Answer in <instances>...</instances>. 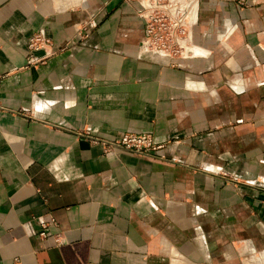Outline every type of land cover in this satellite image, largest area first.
Returning a JSON list of instances; mask_svg holds the SVG:
<instances>
[{
    "label": "crops",
    "instance_id": "obj_1",
    "mask_svg": "<svg viewBox=\"0 0 264 264\" xmlns=\"http://www.w3.org/2000/svg\"><path fill=\"white\" fill-rule=\"evenodd\" d=\"M142 34L129 0H0V264H264V0H199L176 64Z\"/></svg>",
    "mask_w": 264,
    "mask_h": 264
},
{
    "label": "built area",
    "instance_id": "obj_2",
    "mask_svg": "<svg viewBox=\"0 0 264 264\" xmlns=\"http://www.w3.org/2000/svg\"><path fill=\"white\" fill-rule=\"evenodd\" d=\"M137 4V14L143 20V34L140 40V51L167 57L172 63L192 54L191 31L197 21L199 0H129ZM91 22H86L79 31L78 37L86 36ZM53 40L38 30L32 33L27 41L28 62L37 64L60 50ZM44 51L43 57L34 53ZM106 144L130 150L140 155H152L160 145L156 144L149 132H125L117 139L106 141ZM52 220H39L41 236L50 234L48 226ZM58 242V240L55 238Z\"/></svg>",
    "mask_w": 264,
    "mask_h": 264
}]
</instances>
